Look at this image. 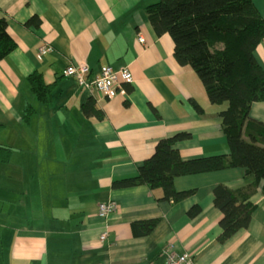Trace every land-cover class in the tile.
<instances>
[{
	"label": "crops",
	"instance_id": "1",
	"mask_svg": "<svg viewBox=\"0 0 264 264\" xmlns=\"http://www.w3.org/2000/svg\"><path fill=\"white\" fill-rule=\"evenodd\" d=\"M154 1L0 0V18L17 43L0 60V147L11 149L0 160V264H164L168 243L195 264H264L261 182L249 196L248 227L217 241L222 214L213 188L243 191L253 176L242 168L175 177L177 191L194 190L180 202L162 200V190L147 185L110 186L135 175L158 140L179 132L189 134L175 144L183 160L228 154L218 116L227 104H211L193 69L174 58L170 35L154 31L145 13ZM253 4L264 18V0ZM31 17L37 21L26 25ZM41 43L51 49L38 57ZM254 57L264 71V39ZM81 61L91 75L104 65L127 68L133 80L126 94L107 100L63 76ZM34 72L53 83L48 102L29 86ZM88 98L102 119L84 115ZM250 116L264 122V103H253ZM109 200L116 212L99 217L98 204ZM194 204L200 211L190 218ZM153 218L149 234H132V222Z\"/></svg>",
	"mask_w": 264,
	"mask_h": 264
},
{
	"label": "trees",
	"instance_id": "2",
	"mask_svg": "<svg viewBox=\"0 0 264 264\" xmlns=\"http://www.w3.org/2000/svg\"><path fill=\"white\" fill-rule=\"evenodd\" d=\"M145 13L157 34L170 35L174 58L178 64L193 69L209 102L227 104L218 116L228 154L183 160L175 144L188 138L189 134L179 132L158 140L152 154L138 166L135 175L114 179L110 186L122 189L147 185L151 189L160 188L162 200L180 202L194 190L177 191L173 186L175 177L242 168L245 175L253 176V181L243 191L232 190L223 184L216 185L212 191L213 204L222 214L219 219L221 233L217 237L222 243L239 229L248 227L255 208L249 200L251 190L261 182L264 193V122L250 116L253 103H264V71L254 57V50L264 39V18L253 0H155L145 7ZM36 21L31 17L25 24ZM16 45L6 21L0 18V60ZM27 80L41 102L50 100L53 83H45L37 72L30 74ZM81 108L87 117L103 118L92 98H88ZM194 108L201 110L196 104ZM32 112V107L28 106L24 118L28 119ZM10 150L0 147L1 161H8ZM199 211V206L194 204L186 214L193 218ZM157 223V218L134 221L130 224L131 232L134 236L147 235Z\"/></svg>",
	"mask_w": 264,
	"mask_h": 264
},
{
	"label": "built area",
	"instance_id": "3",
	"mask_svg": "<svg viewBox=\"0 0 264 264\" xmlns=\"http://www.w3.org/2000/svg\"><path fill=\"white\" fill-rule=\"evenodd\" d=\"M136 39L140 43H144V38L140 33H137ZM51 48L49 45L41 43L38 45L36 52L37 56L44 55ZM65 77H72L75 79L80 87L85 88L92 93H98L104 98L112 99L117 95L124 96L126 91L124 84L131 83L133 78L127 68L113 69L109 65L101 66L98 74L91 75L90 68L85 61L78 64H70L63 69L62 72ZM116 210V202L109 200L107 202H100L98 204L97 215L101 218L107 217ZM105 233V234H104ZM100 235V240L106 237V232ZM165 264H193L191 258L186 254H179L173 245L169 244L164 249Z\"/></svg>",
	"mask_w": 264,
	"mask_h": 264
},
{
	"label": "bare ground",
	"instance_id": "4",
	"mask_svg": "<svg viewBox=\"0 0 264 264\" xmlns=\"http://www.w3.org/2000/svg\"><path fill=\"white\" fill-rule=\"evenodd\" d=\"M117 203H116V210H117ZM116 210L114 211V212H112L111 214H113V213H115L116 212ZM97 211H98V209H97ZM110 215V214H109ZM105 234V233H104ZM100 237V236H99ZM100 239V238H99ZM169 244H172L173 245V249H175V245L173 244V243H168V244H166L165 246H164V248H163V251H164V249H165V247H167ZM183 253H186V252H183ZM182 253V254H183ZM190 258H191V260H192V263L193 264H195L194 263V261H193V258H192V256L190 255V254H188V253H186Z\"/></svg>",
	"mask_w": 264,
	"mask_h": 264
}]
</instances>
